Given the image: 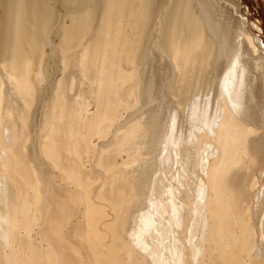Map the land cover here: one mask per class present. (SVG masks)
<instances>
[{
    "label": "bare ground",
    "instance_id": "6f19581e",
    "mask_svg": "<svg viewBox=\"0 0 264 264\" xmlns=\"http://www.w3.org/2000/svg\"><path fill=\"white\" fill-rule=\"evenodd\" d=\"M241 12L240 0H0V264H264V40ZM136 85L160 109L120 132ZM54 89L61 109L37 132ZM87 91L91 119L118 130L96 189L78 160L96 130L81 146ZM34 135L47 137L32 165ZM142 150L148 178L111 162Z\"/></svg>",
    "mask_w": 264,
    "mask_h": 264
},
{
    "label": "rangeland",
    "instance_id": "374dc122",
    "mask_svg": "<svg viewBox=\"0 0 264 264\" xmlns=\"http://www.w3.org/2000/svg\"><path fill=\"white\" fill-rule=\"evenodd\" d=\"M240 1H241V8H243V11H244L243 13L245 15L243 16L242 15L243 13L241 12L240 14H236V16L238 15L240 17V19H245L246 17L250 18V22L252 23V25H254V26H252V29L254 30L255 34L261 40H264V0H240ZM57 6L59 7V10H60L61 9L60 3H58ZM60 12H63V10L61 9ZM133 22H134L133 17L126 18L124 30L128 34H131V30L133 29V26H134ZM55 34H53L54 36L52 38H53L54 44L58 45L60 38H58L59 36L55 37ZM59 52H60V50H59ZM60 53L62 54V51ZM60 57L62 58L61 55H60ZM52 61L50 63V67H51L50 70L51 71L54 67L53 66L54 62L52 63ZM61 62L62 61L60 60V62H59L60 66H62ZM61 70H62V68H61ZM61 76L62 75L60 72L56 73V76H55L53 82H51V84L49 86H51L52 84H55V81L60 79ZM173 81H175V77L173 78ZM129 89H130V87H127V90H129ZM143 89H144V87L142 89H140L139 85H136L129 90L130 93L127 94V96L125 95L124 98L119 96V97H121V102L123 104L120 107V114H119L118 121H117V124H122V126L119 130L120 132H123L125 129H127L129 127V125L132 122L135 121V118H129L128 119L129 116L136 115L138 117H143V116L152 117L153 114L151 115V111L153 113V110H159L160 109V107L158 108V106H154L155 102L156 103L159 102L157 100V97L156 98L153 97L154 94L151 92H150L151 93L150 94V93H148V91H142V99L144 102L138 103L140 101V91ZM55 91H56V89L45 92V96H44L45 101L41 102L40 107L39 106L37 107V103L34 100V104H33L31 111H33L34 108L36 109V107H37V109L35 110V112L33 114V115L37 114V124H36L37 125V127H36L37 132H39L41 126H43V122H44V119L46 117V114L50 111V109L52 107H53L52 109H54V107L57 105L58 109L59 110L61 109V106L59 105L61 102L57 98H55V96H54ZM87 92L88 93L86 94V99H85L87 112H85L84 110L81 111L80 109H77L79 112L78 114H81L83 116V119H81L83 125L79 126L77 128V137L79 138V142L81 143V146H84V143H85V147L87 145V143L84 141L83 138L85 135L89 134V131H90L89 125H90L91 121H93V120H95L93 122V125L96 128V130L93 133L89 134L88 139H87L88 144L90 145L91 149H89V150L84 149L83 154L81 155V158H79L78 160L82 162V165L84 166L83 168L85 169V172H87L88 176L92 178L93 182H95V184L92 186V189H96L99 186V184L101 183V181L104 180L103 168L96 166V163L98 161V157L101 155L104 158L106 156H113L112 152H113L115 145H113L111 143V140H112L114 134L118 130L116 129V126H114V125L110 127V126H107L106 124H104L102 122V119H100L101 122L96 120V119H91L93 117L92 115L94 113H96L97 111L100 112L101 108L97 107V105H96L95 94L92 92H89V91H87ZM152 101H155V102H152ZM35 103H36V106H34ZM159 103H157V104H159ZM138 111H141V112H138ZM64 114L67 118L70 114L66 108H64ZM85 114L87 117H85ZM100 116H101V114L98 116V118H100ZM84 123H86L87 125H84ZM32 131H33V127H32ZM46 137H47V135H45L42 138V140H44ZM42 140L38 141L37 137H36L34 139L31 138L30 141H28L29 146L33 145L36 142L35 143L36 149H35V151L32 152L31 163H29V164H32V165L36 164L38 159L41 160L43 158V157L42 158L39 157L40 151L41 150L43 151ZM114 158L115 159L111 160V162H115L121 168L127 167L129 169H137L138 171H141V172H139L141 175H145L146 173H148L147 175H145L147 178L149 177V174L152 173V170H153L152 166H151V168H149L150 167L149 164H151V162H149V160H151V157L148 155L147 152H145V150L135 151V152H130V153H122L118 157L114 156ZM34 159L36 160V162ZM147 162H149V164H147ZM259 168L261 169V167H259ZM53 180H55V182L60 184V185L63 184L62 179L58 176L55 177ZM146 185L147 184H145V186ZM145 189H146V187H145ZM67 192L68 191H66L65 189L58 190L56 193L57 200L66 199L67 198ZM253 198H254V194H253ZM255 202H256V200H255ZM102 229H103V227H102ZM65 235H66L65 236L66 239H70L68 230L65 231ZM34 237H35V234H34L33 238ZM29 238H31V237H29ZM221 240L223 242H226L227 238H225V240H223V238H222ZM32 242H33V240H32ZM215 251L217 252V247H215ZM237 251H235V252H237ZM236 264H239V263H236Z\"/></svg>",
    "mask_w": 264,
    "mask_h": 264
}]
</instances>
